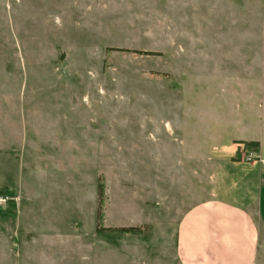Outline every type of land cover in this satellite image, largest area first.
Here are the masks:
<instances>
[{
    "label": "rangeland",
    "instance_id": "rangeland-1",
    "mask_svg": "<svg viewBox=\"0 0 264 264\" xmlns=\"http://www.w3.org/2000/svg\"><path fill=\"white\" fill-rule=\"evenodd\" d=\"M232 138L264 145V0H0V264H177Z\"/></svg>",
    "mask_w": 264,
    "mask_h": 264
},
{
    "label": "crops",
    "instance_id": "crops-1",
    "mask_svg": "<svg viewBox=\"0 0 264 264\" xmlns=\"http://www.w3.org/2000/svg\"><path fill=\"white\" fill-rule=\"evenodd\" d=\"M242 142L258 147L245 149ZM221 147L220 162L207 175L208 197L187 209L177 224V264L258 261L264 241V145L253 138H232ZM246 153L253 162L245 160Z\"/></svg>",
    "mask_w": 264,
    "mask_h": 264
},
{
    "label": "trees",
    "instance_id": "trees-1",
    "mask_svg": "<svg viewBox=\"0 0 264 264\" xmlns=\"http://www.w3.org/2000/svg\"><path fill=\"white\" fill-rule=\"evenodd\" d=\"M241 144H243V146L248 147V148L258 147V143L256 142H251V143L242 142ZM0 195H5V191L0 189ZM132 231H134V229H120L118 232H132Z\"/></svg>",
    "mask_w": 264,
    "mask_h": 264
},
{
    "label": "built area",
    "instance_id": "built-area-1",
    "mask_svg": "<svg viewBox=\"0 0 264 264\" xmlns=\"http://www.w3.org/2000/svg\"><path fill=\"white\" fill-rule=\"evenodd\" d=\"M252 158L251 157H246V161H251ZM8 200V197L6 195H0V204H4L6 203V201Z\"/></svg>",
    "mask_w": 264,
    "mask_h": 264
}]
</instances>
